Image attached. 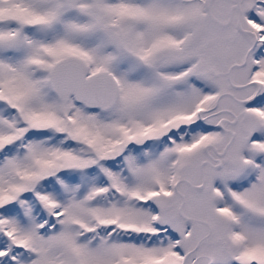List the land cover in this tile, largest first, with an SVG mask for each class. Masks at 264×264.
<instances>
[{"label":"snow or ice","instance_id":"1","mask_svg":"<svg viewBox=\"0 0 264 264\" xmlns=\"http://www.w3.org/2000/svg\"><path fill=\"white\" fill-rule=\"evenodd\" d=\"M0 264H264V0H0Z\"/></svg>","mask_w":264,"mask_h":264}]
</instances>
